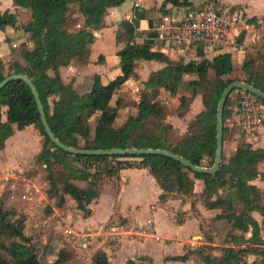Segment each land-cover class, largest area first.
I'll return each mask as SVG.
<instances>
[{
    "label": "trees",
    "instance_id": "1",
    "mask_svg": "<svg viewBox=\"0 0 264 264\" xmlns=\"http://www.w3.org/2000/svg\"><path fill=\"white\" fill-rule=\"evenodd\" d=\"M119 2L120 0H12L16 6L28 8L30 18L18 23L15 14L4 9L0 12V30L5 27L20 29L30 37L31 45L19 50V61L7 73L3 71L0 58V79L10 72L28 75L37 90L52 133L65 145L104 149L161 148L181 155L195 165H211L215 149V112L220 93L229 81L235 79L264 91V41L263 52L259 54L262 56L260 63H255L253 57L245 58L240 65L244 73L242 78L222 79L221 75L232 70L228 51L219 52L211 59L201 57L200 60L190 58L184 61L181 57L169 59L158 49L137 45L133 37L137 33L138 19L144 15V9L135 8L130 20L122 19L118 23L115 35L117 38L120 32L126 34L123 45L116 50L121 68L132 65L138 58L155 59L164 64L147 74L136 102L135 113L126 116L118 125H113L119 100L116 98L114 104H111V94L131 72L123 71L109 79L105 85L94 74L88 90L78 93L71 81H62L58 68L68 64L71 58L86 61L93 37L92 29L101 26L104 9ZM175 2L189 4V0ZM71 6L82 16L81 24L74 30L68 29L65 24ZM246 21L252 23L255 18L251 16ZM148 25L151 26L149 20ZM4 41L8 47L11 46L9 37H5ZM199 46H196V52L202 55ZM208 69L213 71L211 78L207 75ZM189 73L194 76L183 79L182 75ZM181 84L190 88V94L188 97L183 93L177 95L176 109L181 110L180 114L188 109L187 100L190 102L199 89L202 108L187 123L186 134L178 142L172 143L166 135L171 125L164 121L165 108L154 97L159 88L166 89L173 95ZM241 92L248 91L236 88L235 99ZM229 93L222 107L221 156L214 173L194 171L170 156L157 153L88 154L67 151L55 145L45 133L31 90L21 78H11L0 87V148L14 129L33 124L40 135V148L34 155V162L42 164L45 170L46 196L53 198L55 206L61 207L65 202V195H68L83 216L90 213L88 204L98 195V182L116 176L122 167L147 168L160 188L158 200H164L168 193L189 195L192 193L193 179H201L200 193L204 205L219 209L207 218L208 234L211 238H220L227 243L220 248L218 255L206 249L209 248L208 243L194 247L192 251L201 264H243L246 254L255 256L247 264H264V239L259 233L260 228H264V200L262 192L248 182L258 173L256 163L264 159V147H251L256 134L246 138L238 131L232 150L227 155L224 154V121L234 112L228 106ZM257 97L264 103L263 98ZM124 157L139 159L131 161ZM72 161H77L79 165H74ZM75 180H83L85 183L79 185ZM5 186V191L0 195V264H41L38 251L43 250L44 246L37 249L29 242L24 233V214L5 205V199L13 201L18 190H11L9 183ZM252 210L258 211L262 216L261 224L250 214ZM45 211L50 212V207H46ZM66 250L65 247H60L55 258L47 264H64L68 255ZM185 257L186 253L165 256L164 259L178 260ZM90 262L108 264L107 256L101 249L91 254ZM126 263L133 264V260L129 259Z\"/></svg>",
    "mask_w": 264,
    "mask_h": 264
},
{
    "label": "crops",
    "instance_id": "2",
    "mask_svg": "<svg viewBox=\"0 0 264 264\" xmlns=\"http://www.w3.org/2000/svg\"><path fill=\"white\" fill-rule=\"evenodd\" d=\"M254 1L248 0L253 11L264 9V0H259L257 4H254ZM9 2H12V0ZM10 6H3L0 0V12L6 8L11 11L12 9ZM184 6L188 5L177 4L175 0H120L119 4L106 7L101 15V26L92 29L93 37L89 43V51L86 61L80 62L71 58L68 64L58 68L60 78L63 82L71 81L72 87L78 92L74 87V83L79 80L77 77L78 75L71 74L66 69L73 61H76V66H79L80 68V78L82 77L83 79L89 80V85L86 90H88L91 85L92 75L94 74H97L100 82L105 85L109 79H112L115 75L121 73V63L119 57L116 55V50L123 45L126 34L121 32L119 37L116 38V30L118 28V23L122 19L130 20L132 18L135 8L144 9V15L138 19L136 28L137 33L133 37V41L137 45H145L150 49H158L167 57L170 55H176V58L184 56L183 52L187 51L186 48L188 47H185L182 50L178 47H173L171 42L165 39L156 27L161 20V18L159 20L157 19V14L160 13L162 16L163 13L170 14L175 10L178 12V10L180 11L181 7ZM11 12L15 13L14 10ZM29 18L30 16L26 21H28ZM148 20L151 21V26L148 25ZM17 30H13L10 27H5L0 30V58L2 60H8L11 58V49L8 47L6 41H4V35L7 33L6 37L10 38V32ZM155 30H157V32H155ZM25 36H27V34L21 31L17 36V41L21 42V40H24L23 38ZM25 43L27 44V41ZM168 44H171L174 51L167 50L171 49ZM12 45H14V42H11V46ZM30 45L31 41L28 40L27 47ZM210 46L211 49L206 48L208 45L199 46L202 55L197 54L196 46L190 48L191 52H188L187 54H190L193 59H198V57L211 59L213 55L219 52L228 51L230 52L231 61L233 62V53H239L241 51L240 48L230 46L226 41H224V43H217ZM168 52L173 53L168 54ZM175 57H169V59H174ZM137 60H139L138 62L141 61V63L145 64H147L148 61L157 63L155 59L139 58L135 59L134 63ZM148 73L149 71L145 73L144 77L141 79L142 82L146 79ZM185 75L187 74L182 75L183 79H188L194 76L185 77ZM127 78L124 81H126ZM197 110H194L193 113H189V111L188 113L186 112V114L183 115V118L188 121L193 117ZM227 119L229 120V116L226 120ZM234 126L237 128L236 122ZM30 130L31 124L25 125L21 129H14L13 132L4 139L3 146L0 148V170H10L16 167L23 170L25 169L26 164L31 161L34 155L38 152L40 148L38 136L33 134ZM232 145L229 151L232 150ZM251 147H264V120L257 128L256 140ZM256 169L258 171L257 175L249 179L248 182L254 184L262 192L264 200V159L257 161ZM194 180V189H192V192H200L202 186L198 185L197 180L199 179L194 178ZM42 193L44 192H39L40 197L43 196L44 198V194ZM159 193L160 188L152 175L148 172L147 168L122 167L118 170L116 176L104 178L98 182V195L89 202L88 207L90 208V213L88 215L83 216L80 210L74 207V201L68 195H65L63 206H52L50 209L54 212L60 211L62 213L61 220L56 219L58 224L61 221H68L72 227L74 226L73 228L89 234L94 233V229H96L97 235L90 238L88 242H85V247L92 253L97 249L103 250L107 256L108 264H110V259L113 257L120 260L119 263L122 262V264L129 259L133 260V264H135L136 261L134 260V254H131L135 251L141 252L140 254L142 255L148 254L147 256L151 255L153 257H157L161 254L165 257L186 253V257L183 260L164 259V262L166 261L168 264H171L174 261L187 262L190 255H196V253L192 251L194 247H189V250L186 252L185 240L192 231L197 232V234L200 233V228L197 225V222L195 221L194 223V218L196 217L185 211L190 207V202H188L182 194L177 195L178 193H176V200H184V202L174 205L171 203L172 200L170 198H166L167 196L165 197L166 201H164L165 199L158 200ZM194 205L197 208V203ZM141 206L147 209L145 216H143L138 210ZM202 208L208 212L206 219L219 211L218 208H209L205 205H203ZM176 209L183 213L182 220L178 222H175L173 218V213ZM198 212H200V208H198ZM250 214L259 224H261L262 216L258 211L252 210ZM159 218L164 224L162 228L159 226ZM46 219H49V216ZM146 220L149 221L147 222ZM136 222L144 223L148 232L143 235L118 233L113 238L106 235V229L110 227L109 225H130ZM187 224L189 225L186 226ZM259 233L261 238L264 239L263 227L260 228ZM162 238H164L163 242ZM112 243L115 244L112 245ZM178 247L179 250L177 249ZM197 263L201 264L199 258L197 259Z\"/></svg>",
    "mask_w": 264,
    "mask_h": 264
},
{
    "label": "rangeland",
    "instance_id": "3",
    "mask_svg": "<svg viewBox=\"0 0 264 264\" xmlns=\"http://www.w3.org/2000/svg\"><path fill=\"white\" fill-rule=\"evenodd\" d=\"M9 1L10 0H1L3 6L11 5L10 7L12 10H14L15 12L14 14H16L17 16L16 20L18 23H21L22 21L25 22L26 19H28V17L30 16L29 9L21 6L18 7ZM212 1H214L213 5L215 4L217 8L220 9V12H222V14L233 16L236 19L238 24L236 31L238 32V34L236 36L234 35L232 36L234 32V30L232 29L231 35L229 36V38H227L228 42L226 41V43H229L230 46H235L236 48L241 49L239 53L238 52L233 53V62L231 61L232 70L227 74L221 75V77L222 79L228 77L242 78L244 76V73L240 65L243 59L248 57H253L255 63L256 62L260 63L262 60V56H259V54H262L263 52L262 45L264 41V9L253 11V9L251 8L252 6L250 7L251 4L249 5L248 0H190L189 4H187L188 6L181 7L180 11L178 10V12L177 10L172 11V13H170L169 15L172 16L173 19L175 20L180 18L185 19L187 18L188 11L192 10V14H194L193 11L202 9L204 5L208 4V2L209 4L210 3L212 4ZM258 1L259 0H255L254 4H257ZM251 16L255 18V21L249 23L246 20ZM156 17L159 20L161 18L160 13L157 14ZM81 22H82V16L80 12L74 6L73 7L71 6L68 12V16L66 18V23H65L66 27L70 30H74L81 24ZM164 25H166L165 21H164ZM165 29H166L165 27L162 28L161 34L163 31V35L165 39L169 40L173 47H176L172 39L168 36V34H166ZM116 31L118 32V30ZM155 32H157V30H155ZM10 33H11L10 43L14 42V45L12 46L9 45V47L12 49L10 52L11 58L8 60H2L3 71L5 73L12 70L14 64L19 61L18 60L19 50L22 47H27L28 40L30 41L29 36H25L23 38L24 40H21V42L17 41L18 38L17 36L19 33H21L20 30L13 31ZM6 34L4 35V37H6ZM123 34L125 33L123 32ZM26 41L27 44L25 43ZM171 44L170 45L168 44L171 49H167V50L174 51ZM195 46L197 45H193V44L189 46L187 45L188 47L186 48L187 51L183 52L184 56H182L181 59H183L184 61L190 59L191 55L187 53L188 52L190 53L191 52L190 48H194ZM206 48L211 49V46H208ZM170 53L168 52V54ZM175 56L176 55H170L169 57H175ZM174 59H176V57ZM199 59L201 58L200 57H198V59L196 58V60ZM138 61L139 60L135 61V63H133L132 65L126 66L124 67V69H122V72L123 71L129 73L131 72V74H129L128 76L129 78H127L126 81L121 83L120 86L117 88V90H115L110 97L109 101L111 104H114L116 98H118L119 100L117 105L116 115L112 120L113 125H118L126 118V116L135 113L136 102L143 89V82L141 79L144 77L146 72L153 70L157 68V66L159 67L164 64L163 61H159V60L158 61L156 60L157 63L148 61L147 64ZM76 64H77L76 61H73L66 69L69 73L78 75L77 77L79 80L74 83V87L78 90L79 93H82L86 90L87 86L89 85V80L83 79L82 77L80 78L79 76L80 68L79 66H76ZM207 75L209 78L213 77L212 69H208ZM191 76H193V73H189L185 75V77H191ZM181 93H183L188 97V95L190 94V88L185 86L184 84H181L177 89V93L173 95L170 94L166 89L159 88L156 96L154 97L155 100L159 101L160 104L163 105V107L165 108L164 121L170 123L171 125V128L167 131L166 135L170 140V142L172 143L178 142L181 139V137L184 136L187 132L186 125L192 118L186 121L183 118V115L186 114V112L188 113V111L189 113L191 112L193 113L194 110L196 111L197 109L200 110L202 108V104L200 101L201 89H199L190 102L189 100H187L188 109L183 114H180L181 110L176 109V105H177V95ZM234 95H235V89L231 90L229 93L230 99L228 102V106L230 107V109H232V111H234L235 109ZM48 100L51 103V98H49ZM235 120H236L235 112H232L231 115L229 116V120L225 119L224 121L223 136L225 142L223 143L224 144L223 152L225 155H227L228 151L230 150L233 140L238 138V130L234 126ZM30 131H32L33 134H36L38 136V142L40 144V135L38 134V130L33 124H31ZM124 158L129 159L131 161H138L139 159L138 157H124ZM205 161L206 159L204 158L203 162ZM72 163L74 165H79L77 161H72ZM12 176H25L29 178L37 187L35 197H39L38 201L34 199L32 202L22 203L14 196L13 201L9 199H5V205L13 207L15 210L24 214L25 216L24 233L29 238V242L37 249L44 246L42 248L43 250H40V252L38 251L40 263L47 264L48 262L52 261L55 258V253L57 252V250L60 247H65V249H67L66 251H68V255L66 260L64 261V264H90L91 263L90 256L92 252L85 247V242H88L90 238L97 235L96 229H94V233L90 234L89 236H84L83 238H79L77 240L79 241L78 243L73 242L68 236L63 234L62 228L64 224L67 223L70 227H72V225L68 221L67 222L64 221L65 223L61 221L59 224L56 222V219L61 220L62 213L60 211L54 212L52 209H50V212L45 211L46 207L48 208L52 206L54 207L57 206L54 205L53 198H48L45 194L47 183L45 180V170L43 169V165L34 162V157H33L31 161H29L26 164L25 169L23 170L17 167L12 168L10 170H4V171L3 169L0 170V195H2L3 191H5V187H6L5 185L7 183H10L11 181L10 177ZM194 181L195 180L193 179L192 189H194ZM75 182L78 183L79 185H84L85 183L83 180H75ZM197 182L198 185L202 186L201 179L197 180ZM39 192H44L42 193L44 194V198L43 196L40 197ZM182 195L185 197V199L188 202L192 203V205L191 206L189 205L190 207L185 211L196 217L194 218V223L196 221L199 228H201L199 234H197V232L194 231L189 233L188 238L185 240L186 252L189 250V247H196L199 246L201 243L205 242L208 243L209 246V248L205 247L207 250H209L213 254H219L221 252L220 248L227 243L220 238H211L209 236L208 228H206L207 225L206 215H208V212H206V210L202 208V206L204 205L203 196L201 195L200 192H192L189 195H184V194ZM166 198L167 199L170 198L172 200L171 203H173L174 205H176L177 203L184 202V200L181 201L176 200L177 198L176 193L175 194L168 193ZM164 201H166V199ZM196 203H197V208L194 205ZM198 208H200V212H198ZM138 210L141 212L143 216H145V214L147 213V209L143 206L138 208ZM48 216L49 219H46ZM173 218L175 222L181 221L183 218V213L180 212L178 209H176L173 213ZM158 222H159V226L162 228L164 224L161 222L160 218ZM188 225L189 224H187L186 226ZM73 229L77 230L75 228ZM163 240L164 238H162V242ZM227 242L229 243V241ZM114 244L115 243H112V245ZM177 249L179 250V247ZM140 253L141 252H137V251L131 253L132 255L134 254V260L136 261L135 264H168L166 263V261L164 262L163 254L158 255L157 257L156 256L153 257L151 255L147 256L148 254L142 255ZM254 257L255 256L252 254L244 255L243 264H247L251 262L254 259ZM197 259L198 257L195 254H191L190 257L187 259V262L174 261L171 264H198ZM178 260H183V259H178ZM119 261L120 260H118L116 257L115 258L113 257L112 259H110V264H122V262L119 263ZM9 264H13V263L9 262ZM123 264H126V262H124Z\"/></svg>",
    "mask_w": 264,
    "mask_h": 264
},
{
    "label": "built area",
    "instance_id": "4",
    "mask_svg": "<svg viewBox=\"0 0 264 264\" xmlns=\"http://www.w3.org/2000/svg\"><path fill=\"white\" fill-rule=\"evenodd\" d=\"M193 12L194 14H192V10L188 11L187 18L177 20L173 19L169 14H163L161 21L156 27L160 32L165 27L166 34L172 39L175 46L181 50L191 44L210 46L227 41L232 29L234 30L232 36L238 34L236 31L238 26L236 19L233 16L222 14L220 9L215 4L213 5V1L212 4L208 2L202 9ZM164 21L166 25H164ZM162 36H164L163 31ZM234 112L238 131L246 138L254 137L264 117V103L250 92H241L236 96ZM10 178L9 188L18 190L16 199L22 203H29L34 199L36 201L39 200V197H35L37 187L29 178L25 176H12ZM146 221L148 222L149 220ZM109 226L106 229V235L110 236V238L115 237L118 233L143 235L148 232L146 225L138 222L130 225L115 224ZM62 231L63 234L77 243L79 238L90 235L87 232L74 230L67 223L64 224Z\"/></svg>",
    "mask_w": 264,
    "mask_h": 264
},
{
    "label": "water",
    "instance_id": "5",
    "mask_svg": "<svg viewBox=\"0 0 264 264\" xmlns=\"http://www.w3.org/2000/svg\"><path fill=\"white\" fill-rule=\"evenodd\" d=\"M11 78H21L23 79L26 84L29 86L31 93L34 97L35 104H36V109L39 114V118L41 121V124L43 126V129L49 139L57 146L67 150L71 151L73 153H88V154H93V153H104V154H112V153H119V154H142V153H157V154H163L170 156L171 158L177 160L184 166L190 167L194 171H200V172H210L214 173L218 167L219 161H220V156H221V146H222V107L224 104V101L226 99V96L232 89H241L248 91L254 95H257L261 98L264 99V91L252 86L251 84L243 81V80H231L229 81L222 89L220 96L218 98L217 104H216V112H215V149H214V155H213V161L211 165L209 166H203V165H195L192 162H190L188 159L185 157L178 155L174 152H171L166 149H161V148H136V147H111V148H79V147H73L69 145L63 144L61 141H59L54 134L52 133L44 115V111L42 108V104L40 101V98L38 96L37 90L35 86L33 85L31 79L26 75L25 73L22 72H10L8 74H5L1 79H0V87L9 79Z\"/></svg>",
    "mask_w": 264,
    "mask_h": 264
}]
</instances>
